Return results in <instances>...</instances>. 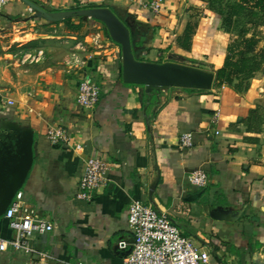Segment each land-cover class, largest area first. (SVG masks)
<instances>
[{"label":"crops","instance_id":"crops-1","mask_svg":"<svg viewBox=\"0 0 264 264\" xmlns=\"http://www.w3.org/2000/svg\"><path fill=\"white\" fill-rule=\"evenodd\" d=\"M148 1L12 0L0 12V159L31 143L33 164L18 192L54 226L33 237L36 252H0V264H123L118 243L132 241L133 201L167 215L214 264H264V72L243 94L216 87L233 40L220 16L206 1L163 0L159 13L143 8ZM27 2L50 13L109 8L134 26L136 59L186 66L214 82L151 90L127 84L120 45L102 22L71 17L98 26L82 36L83 27L73 32L64 20H27L35 13ZM36 51L43 56L29 61ZM88 74L102 87L91 111L76 100ZM58 127L69 144L48 139ZM184 133L193 134L191 149L179 147ZM89 157L104 159L108 171L106 186L86 202L77 194ZM195 170L207 173L206 186L190 183ZM12 236L4 214L0 238Z\"/></svg>","mask_w":264,"mask_h":264},{"label":"built area","instance_id":"built-area-1","mask_svg":"<svg viewBox=\"0 0 264 264\" xmlns=\"http://www.w3.org/2000/svg\"><path fill=\"white\" fill-rule=\"evenodd\" d=\"M12 0H0V12ZM163 0H151L143 3L145 9L153 13L162 10ZM29 12H32L29 8ZM43 56L39 51L31 58L38 61ZM76 56V55H74ZM102 87L92 74L85 75L79 83L76 100L84 110H93L100 101ZM48 139L53 144H69L71 138L65 129L58 127L48 131ZM194 146L193 134L180 136L179 147L188 150ZM108 171L107 162L100 157H89L84 164V171L79 183L77 198L91 202L93 196L106 186ZM208 175L204 170L190 173L189 181L196 187H204L208 183ZM9 228L13 232L10 239L0 238V252L9 250L16 253L30 254L36 252L32 245L35 235H44L53 231V224L43 219L37 209L23 199L18 192L14 201L5 213ZM128 226L132 233V241L121 240L118 248L125 252L123 264H214L208 251L197 248L193 240L165 214L156 211L152 206L141 201H133L128 208ZM130 250L129 253H127ZM73 264H83L76 262Z\"/></svg>","mask_w":264,"mask_h":264},{"label":"water","instance_id":"water-1","mask_svg":"<svg viewBox=\"0 0 264 264\" xmlns=\"http://www.w3.org/2000/svg\"><path fill=\"white\" fill-rule=\"evenodd\" d=\"M26 1V0H24ZM28 3V2H27ZM29 4L32 18L59 22L74 16L93 18L102 22L109 37L120 45L122 58V75L127 84L143 86L146 89H167L172 86L190 88H209L214 76L186 66L143 62L136 59L132 44L134 26L129 19H120L112 10L93 7L58 13L46 12ZM33 164V150L30 142L15 153H6L0 159V189L3 192L0 201V218L6 213L16 193L22 188ZM130 250L127 252L129 253Z\"/></svg>","mask_w":264,"mask_h":264},{"label":"trees","instance_id":"trees-1","mask_svg":"<svg viewBox=\"0 0 264 264\" xmlns=\"http://www.w3.org/2000/svg\"><path fill=\"white\" fill-rule=\"evenodd\" d=\"M201 1H206L209 6L214 4L212 0ZM89 7L97 6L91 5ZM225 7V11H215L220 16L222 28L226 33L231 34L235 23L234 19L244 15L252 18L258 17L264 25V0H238L231 6L226 5ZM63 23L73 32L79 31L83 25L81 18L79 23H74L70 18L64 20ZM105 31L107 33V30ZM191 33L192 28L188 26L181 43L185 48H189L188 42ZM248 34V30L242 29L238 38L232 40L228 46L224 65L216 71V87H230L238 94H243L248 90L250 80L257 73L264 72V52L258 50L259 39L254 33L251 36Z\"/></svg>","mask_w":264,"mask_h":264},{"label":"rangeland","instance_id":"rangeland-1","mask_svg":"<svg viewBox=\"0 0 264 264\" xmlns=\"http://www.w3.org/2000/svg\"><path fill=\"white\" fill-rule=\"evenodd\" d=\"M212 1L214 2V4L211 5L210 7L216 10L217 12H220L221 10L224 11L226 10L225 7L226 5L231 6L232 4L236 3L238 0H212ZM85 20L86 21H84L82 25L83 28L81 29L82 36H84L85 34L90 35L98 30V26H96L95 23H93L90 19H85ZM234 20L235 23L233 26V32L231 33L233 40H236L241 30L245 28L246 30L249 31L248 36H251L254 33L258 37L259 39L258 50L259 52L261 51L264 52V25L262 21L258 19V17L252 18L251 16L248 15L235 18ZM37 53L38 51H36L35 53H31L30 57L32 58ZM30 57H29V61H31ZM263 70H264V64H263Z\"/></svg>","mask_w":264,"mask_h":264}]
</instances>
